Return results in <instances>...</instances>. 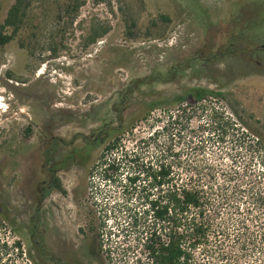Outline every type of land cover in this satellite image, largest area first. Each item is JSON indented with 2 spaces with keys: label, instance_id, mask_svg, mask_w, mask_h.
<instances>
[{
  "label": "rangeland",
  "instance_id": "374dc122",
  "mask_svg": "<svg viewBox=\"0 0 264 264\" xmlns=\"http://www.w3.org/2000/svg\"><path fill=\"white\" fill-rule=\"evenodd\" d=\"M12 1L0 0V24ZM65 2L34 0L22 28L0 45V264H43L41 222L36 244L31 219L45 164L59 169L66 200L78 198L82 214L92 213L99 256L113 264L144 261L143 225L151 220L140 219L144 192L117 181L129 169L131 152L146 162L172 145L183 171L214 172L230 199L246 196L250 187L264 193V27L250 37L258 42L256 52L202 61L235 36L242 17L259 11V0H84L72 21L60 11ZM96 25L108 32L85 46ZM194 56L201 61L191 60L174 80L142 87L123 112L121 130L112 129L118 122L113 103L129 80L164 73ZM197 88L218 95L198 101ZM150 102L158 105L143 117ZM203 104L232 125L224 139L206 129L211 116ZM178 112L185 129L177 134L164 124ZM114 139L117 149L109 152ZM243 141L246 148L232 146ZM110 155H123L115 181L102 179V161ZM229 210L224 204L223 216ZM17 240L20 248L13 245Z\"/></svg>",
  "mask_w": 264,
  "mask_h": 264
},
{
  "label": "trees",
  "instance_id": "16d2710c",
  "mask_svg": "<svg viewBox=\"0 0 264 264\" xmlns=\"http://www.w3.org/2000/svg\"><path fill=\"white\" fill-rule=\"evenodd\" d=\"M33 1H12L0 24V45L13 39L22 28L27 10ZM83 2L84 0H66L60 11L69 15L72 21ZM259 2L258 12H254L249 17L247 15L242 17L235 36L229 38L228 42L202 61H216L228 55L250 54L257 51L258 42L251 41L250 37L253 31L264 27V0ZM160 18L169 19L164 14H161ZM151 23L154 25V20ZM108 29L107 26H92L84 45L94 43L99 37L105 35ZM4 30H10V32H3ZM53 50L55 51V48ZM191 60L201 61L199 56H194L193 59L189 58L182 63L170 66L164 73L151 71L147 75L129 80L119 90V97L113 103L112 108L118 122L112 129L121 130L123 112L130 99L141 92L142 87L174 80ZM206 94L218 95V92L213 89L193 90V95L198 101H202ZM179 99L182 100V98ZM156 105L158 104L150 102L144 110L143 117H146ZM200 108L202 111L209 109L208 113L211 117L204 122L206 129L217 131V138L224 139L232 126L230 122L218 119L216 117L218 110L215 107L208 108L203 104ZM181 111L185 113L188 107L183 106ZM180 116L179 112L169 114L164 127L176 129V133H180L181 129H185V125L179 121ZM108 129L110 128L103 127L100 131L104 130L107 133ZM245 143L243 141L232 146L242 149L246 148ZM89 145H92V142ZM117 145L118 139H114L107 146V150L112 152L113 149H117ZM122 156L114 155L102 161L103 180L115 181L114 175H117L121 163L119 158ZM179 157L176 148L172 145L165 148L161 146L156 156L146 162L136 152H131L127 159L129 169L121 173V176L118 175V183L122 182L126 188H131L138 193L144 192L141 196L144 208L139 212L140 219H151L148 226L143 225L146 230L141 237V248L145 255L141 264H204V262L208 264L206 261L209 263L223 261L225 264H264L263 191H256L250 187L247 189L246 196L240 194L230 199L228 189L224 183L221 184L217 180L214 172L183 171ZM260 162L261 169L264 170V155L261 156ZM237 174L236 171L229 173L231 177ZM55 186L63 189L58 177L55 178ZM224 204H227L229 208L232 207L225 216L221 211ZM134 224H138L136 215ZM13 245L20 248L21 243L17 240Z\"/></svg>",
  "mask_w": 264,
  "mask_h": 264
},
{
  "label": "flooded vegetation",
  "instance_id": "af4514ba",
  "mask_svg": "<svg viewBox=\"0 0 264 264\" xmlns=\"http://www.w3.org/2000/svg\"><path fill=\"white\" fill-rule=\"evenodd\" d=\"M50 153L51 149H47L48 163ZM45 165V179L34 189L36 202L31 219V235L36 244L34 235L38 221L41 222L43 264H113L99 256L97 223L92 213L82 214L78 198L66 200L64 188L55 186L59 169ZM54 193L66 202L57 200Z\"/></svg>",
  "mask_w": 264,
  "mask_h": 264
}]
</instances>
